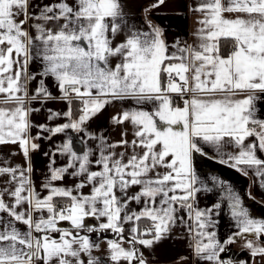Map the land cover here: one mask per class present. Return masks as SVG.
Listing matches in <instances>:
<instances>
[{"label":"snow or ice","instance_id":"6c2138e0","mask_svg":"<svg viewBox=\"0 0 264 264\" xmlns=\"http://www.w3.org/2000/svg\"><path fill=\"white\" fill-rule=\"evenodd\" d=\"M191 10L202 17L194 43L170 45L150 21L147 31L130 25L124 0H0V144H18L26 164L0 167V264H147L136 245L151 248L168 237L185 222L179 215L184 210L195 222L196 257L232 264L222 260L226 247L208 231L213 210L194 208L200 191L194 155H206L208 145L221 163L264 180V159L257 155L264 153V119L258 115L264 102V0H200ZM33 63L39 72H29ZM37 76L29 94L27 85ZM49 76L58 98L45 85ZM55 99L68 108L49 119L66 122L38 126L49 133L46 138L72 130L96 143L82 152L73 150L71 139L58 146L68 162L59 168L55 159L50 162L42 184L47 195H41L31 180L29 155L39 147L31 141L40 136H30L29 117L38 111L33 102ZM124 101L140 107L111 123H130L131 139L127 131L115 142L88 132L93 117ZM73 104L79 105L77 115ZM65 177L76 183H53ZM229 193L238 231L227 244L251 233L245 246L264 258V246L253 243L264 235V221L253 219L239 196ZM86 218L102 222L93 227ZM142 220L149 225L141 227ZM62 221L71 228L59 227ZM188 228L192 232L193 225ZM109 230L118 239L108 241L105 260L93 254L100 244L91 234Z\"/></svg>","mask_w":264,"mask_h":264},{"label":"crops","instance_id":"0c3cea01","mask_svg":"<svg viewBox=\"0 0 264 264\" xmlns=\"http://www.w3.org/2000/svg\"><path fill=\"white\" fill-rule=\"evenodd\" d=\"M33 4L49 3L51 0H32ZM200 0H164L163 4L157 7H151L157 4V0H124L126 5L127 20L130 25L148 30V22L152 25L159 26L163 30L164 39L171 45L179 40L181 43H194L193 33L198 28L197 21L202 18L201 14L191 9L194 8ZM25 27H28L27 25ZM120 40L124 37L121 35ZM29 72L36 73L41 70V66L37 63L29 65ZM41 79L37 76L35 80L31 81L27 87L29 94L37 88L38 81ZM45 85L49 92L54 97H60V91L52 77L45 78ZM73 104V110L74 106ZM31 107L38 109L33 111L29 117L33 127L30 129V136H40V139L32 140V143L39 145L35 151L29 153L31 159V180L34 182L37 191L41 195H47V192L42 188L46 177L49 176V164L55 159L53 167L59 168L66 165L68 158L59 155L57 152L58 146L63 145L69 139L73 143V150L82 152L88 147H95V141L89 140L83 133L73 132L67 130L66 133H60L49 136L48 132L41 131L38 126L45 125L48 128H54L57 125L65 123V119L53 117L49 119L51 113H63L67 111V104L60 100H48L41 103L39 100L32 103ZM134 107H140L133 101L116 102L107 105L97 116L93 117L87 124V130L93 135L103 134L110 142L119 141L121 133L127 131L128 139L132 138V126L125 122L122 125H114L111 123L112 117L123 111ZM258 107L261 109L260 117L264 119V102H260ZM145 110H151L152 105L144 106ZM74 113V111H73ZM76 115V114H74ZM253 138H249L251 140ZM248 141H246L247 143ZM206 155H194V170L197 176L196 187L200 191L196 193L194 208L201 211L212 209L211 219L214 221L213 226L208 231L216 233L218 242L225 245L226 250L220 253V256L225 262H232V264H264V258L259 256H252L250 249L245 245L248 239L253 237V234L246 233L244 238L237 237V242L227 244V240L235 232L238 231L236 220L232 216V209L230 207L232 200L230 199L229 189L232 193L239 196L242 206L247 209L250 216L258 221H264V180L255 176L251 171L248 175L237 171L235 167L229 163H221L220 156L208 145H204ZM121 149H117L120 151ZM236 152L237 149H230ZM53 153H56L53 157ZM47 154V155H46ZM259 158L264 159V153L257 152ZM226 159V158H225ZM15 167L26 166L25 157L18 144H0V167ZM245 167V166H241ZM3 179H7L4 177ZM57 186H72L76 183L71 177H65L63 181L53 182ZM2 186V180H0ZM133 189L132 191H135ZM85 193L88 189L83 190ZM219 204L220 207L215 206ZM130 207L133 210L139 211L140 205L135 203ZM185 217L183 224L178 223L173 227L168 237L155 243L151 248H145L141 245H136L144 254L147 264H211V262L196 257L194 254L195 247V222L187 219V210L179 213ZM194 217V213H193ZM102 221H97L93 218H86V223L96 227ZM142 222L145 223L142 225ZM141 227L148 226L149 222L142 220ZM193 225L192 232H189L188 225ZM66 229H70L71 225L67 221H62L58 225ZM23 228V225L20 226ZM127 228V225L125 226ZM58 238V233H53ZM92 238L98 240L100 244L99 251L93 254L98 257H103L107 260L108 249L107 243L111 240H117L118 236L111 230L102 233H92ZM127 235V232L125 233ZM207 242V241H205ZM264 235L253 239L254 244H261L264 246ZM127 248L128 244H124ZM108 264H111L109 261Z\"/></svg>","mask_w":264,"mask_h":264},{"label":"trees","instance_id":"16d2710c","mask_svg":"<svg viewBox=\"0 0 264 264\" xmlns=\"http://www.w3.org/2000/svg\"><path fill=\"white\" fill-rule=\"evenodd\" d=\"M78 108H79V105L76 104V105L74 106V110H73V111H74V114H76V115L78 114ZM144 224H145V223L142 222V225H144Z\"/></svg>","mask_w":264,"mask_h":264},{"label":"built area","instance_id":"2783aa9c","mask_svg":"<svg viewBox=\"0 0 264 264\" xmlns=\"http://www.w3.org/2000/svg\"><path fill=\"white\" fill-rule=\"evenodd\" d=\"M144 227H147V226H144Z\"/></svg>","mask_w":264,"mask_h":264}]
</instances>
